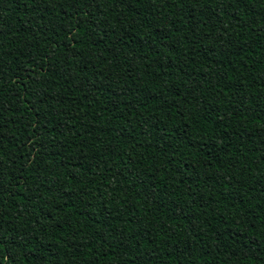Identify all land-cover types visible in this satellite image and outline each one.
<instances>
[{"label":"trees","instance_id":"trees-1","mask_svg":"<svg viewBox=\"0 0 264 264\" xmlns=\"http://www.w3.org/2000/svg\"><path fill=\"white\" fill-rule=\"evenodd\" d=\"M0 264H264V0H0Z\"/></svg>","mask_w":264,"mask_h":264}]
</instances>
